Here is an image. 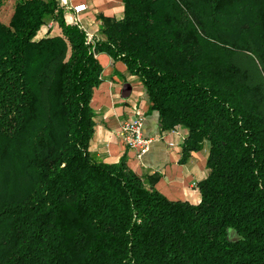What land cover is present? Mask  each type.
Listing matches in <instances>:
<instances>
[{"label": "trees", "instance_id": "1", "mask_svg": "<svg viewBox=\"0 0 264 264\" xmlns=\"http://www.w3.org/2000/svg\"><path fill=\"white\" fill-rule=\"evenodd\" d=\"M123 2L91 39L57 0L0 17V264H264V0ZM100 52L188 128L182 159L209 141L199 202L90 150Z\"/></svg>", "mask_w": 264, "mask_h": 264}, {"label": "crops", "instance_id": "2", "mask_svg": "<svg viewBox=\"0 0 264 264\" xmlns=\"http://www.w3.org/2000/svg\"><path fill=\"white\" fill-rule=\"evenodd\" d=\"M16 0H6L0 13L6 10L7 21ZM64 8L65 19L78 23L91 37H100L101 28L110 19L123 16V0H57ZM86 4L80 12L78 4ZM57 24L50 20L40 29V34L55 32ZM102 64V80L94 89L92 106L95 112V129L90 150L105 162H117L125 157L130 167L143 176L147 184L156 187L172 199H186L197 203L201 199L198 182L207 176L209 141L182 159V144L188 136V128L178 125L165 129L160 125L158 111L151 107L140 77L129 71L123 60H115L106 52L98 53ZM143 117V129L151 136L150 149L142 156L129 147L120 137V129L126 120Z\"/></svg>", "mask_w": 264, "mask_h": 264}, {"label": "built area", "instance_id": "3", "mask_svg": "<svg viewBox=\"0 0 264 264\" xmlns=\"http://www.w3.org/2000/svg\"><path fill=\"white\" fill-rule=\"evenodd\" d=\"M73 8L76 12H80L86 8V4H78ZM88 38L91 39V36ZM119 135L129 147L137 151L139 156L144 155L152 144L151 136L146 135L143 129V117L124 121Z\"/></svg>", "mask_w": 264, "mask_h": 264}, {"label": "rangeland", "instance_id": "4", "mask_svg": "<svg viewBox=\"0 0 264 264\" xmlns=\"http://www.w3.org/2000/svg\"><path fill=\"white\" fill-rule=\"evenodd\" d=\"M0 17L4 20L7 18V12L4 10L3 12L0 13Z\"/></svg>", "mask_w": 264, "mask_h": 264}]
</instances>
